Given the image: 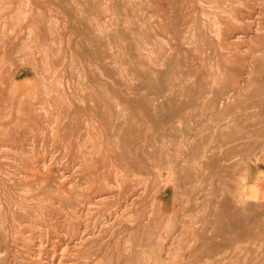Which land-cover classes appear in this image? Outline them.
Here are the masks:
<instances>
[{
  "label": "rangeland",
  "instance_id": "374dc122",
  "mask_svg": "<svg viewBox=\"0 0 264 264\" xmlns=\"http://www.w3.org/2000/svg\"><path fill=\"white\" fill-rule=\"evenodd\" d=\"M263 12L264 0H0L3 114L21 82L46 125L45 108L56 117L61 106L50 92L84 89L111 133L91 128L93 140L127 167L133 197L118 188L96 204L98 259L85 261L88 243L84 261L65 264H264V193H245L246 167L264 159ZM15 157L0 147V164ZM19 253L0 246V264L31 260Z\"/></svg>",
  "mask_w": 264,
  "mask_h": 264
},
{
  "label": "bare ground",
  "instance_id": "6f19581e",
  "mask_svg": "<svg viewBox=\"0 0 264 264\" xmlns=\"http://www.w3.org/2000/svg\"><path fill=\"white\" fill-rule=\"evenodd\" d=\"M199 1H202V0H199ZM254 11H257V10H254ZM243 13L241 12V14ZM245 14H248V13L245 12ZM205 19L203 21H205ZM29 20H30V17L28 21ZM192 28H194V26ZM234 41L236 40L234 39ZM20 70H22V68ZM53 71L57 72L58 71L57 67H56V70L54 69ZM2 76H3V71L1 70L0 71V97L3 95ZM255 77H258V76H255ZM202 79H204V77ZM47 86L51 87L52 84L47 85ZM14 87H15V90L20 88V91L17 93L16 97L10 99L12 103L10 112L3 114V110H1V106H0V147L3 146V147H9V148L15 149V154H16V157H15L16 159L14 158L16 160L15 162L8 163L9 161L7 160L8 161L7 163L0 164V246L4 248L17 249L18 252L20 251V253L18 254V259H21V260L31 259L30 261L28 260L27 264H62L63 261L70 262L72 259H76V260L82 259L83 260L82 257L84 256L82 255L78 256L77 250H79V248L82 246L84 248V245L89 243L88 244L89 248L88 250H86V252L87 253L89 252V254L85 256L86 258L84 257L85 261L87 259H98L99 255L97 251L95 252V249L97 247L95 248L93 245L94 243L97 242L93 238L94 237L93 235L97 232L96 228L99 226L98 221L100 219L99 218L100 209L98 208L96 204L100 203L101 200L107 197L106 195H104L103 198H100L101 192H104L108 194V197H111V196L116 195V194L114 195L111 190L119 188L120 190L118 189L119 191L116 192L118 195L119 194L128 195V199H130V195H131V193L126 192L127 191L126 189L129 188L128 186L131 185L129 184V176L127 172L126 163L124 162L125 163L124 164L121 158L120 159L121 163L118 164L117 166V163L115 162V159H114V154L109 153V152H112V150H108L107 148H105V145H99V143L105 144L106 138L108 137V135L111 134L110 130L105 128L103 123L100 120V119H104V116L102 113H101L102 116H98V114L96 115V113L100 111V108L96 106L95 108L94 107L88 108L89 106H84V104H86L88 101V99L87 101H84V98L87 97L86 95L88 93L87 91H85L84 89L82 90L72 89L68 91L66 87L62 88L60 86V88H58L59 93L50 92L49 93L50 97L48 99V103L52 107H53L52 102L58 103L60 101L61 106L57 109L58 116L56 117L53 116L52 111L44 107L46 111L45 114L48 115L49 118L55 119V121L50 120V122L48 120L49 124L46 125V123L43 124L45 120L42 117V111L38 110V106H37L38 100H36L38 98H34L33 100H31L29 97L32 89H29L27 92V95H24L25 91H23V89L25 88V83L21 82L18 85L15 84ZM6 92H9V90H7ZM59 94H63V96L58 97ZM216 94H218V92ZM177 97L179 98V96ZM103 100H105L104 102H107V99H105L104 96L101 97V101ZM103 104L104 106H107L106 103H103ZM223 108H224V105H223ZM156 109L161 110V107H157L155 108V110ZM223 113H225L224 110H223ZM251 115L249 117H251ZM257 118H258V115H257ZM85 120L87 121L85 122ZM121 123L120 125L124 124V122L122 124ZM91 128L92 130H95V128L98 129L97 134L99 136L103 135V137H106V138L102 139V141H100L99 139L98 141L93 140L92 133L90 132ZM85 136L91 137V139L85 138ZM195 137H198V136H195ZM246 171H247V167H246ZM115 174L116 176L117 174L119 175L118 179L117 178L115 179ZM245 181H246V177H245ZM246 190L249 196H251L250 198L254 197V194H252V191H254L255 188L254 187L249 188V186H247V182H246L245 193H246ZM132 195H131V198L133 197ZM142 197H141V194H138L136 197L134 196L133 199L139 200ZM115 198H118V197L115 196ZM140 201L138 202L140 203ZM115 212H116L115 209H113V211L111 209L110 214L108 215L107 221L113 220L112 216L115 215ZM139 220L141 221V219ZM259 222L260 221L258 220V224ZM114 224L115 223H113V225L109 226V228L107 229H105L104 228L105 226L102 225V227L104 226L103 228L106 231L103 233L102 236H105L107 232L111 231L112 227L115 226ZM129 228H132V227H129ZM118 233H120V231ZM100 238L101 237H99V239ZM121 238H124V237H121ZM111 242L113 243V240ZM97 245L103 246V243H100ZM105 246L106 248H109V244ZM20 249L27 250L28 252H30L31 255L28 254L27 256L24 257L23 253H25L24 252L25 250H23L22 252ZM114 251H117V249L114 248ZM82 252H85V250H83ZM122 253L124 254V252ZM116 254L118 253L116 252ZM8 260H11V259H7V261ZM64 262L63 264H65Z\"/></svg>",
  "mask_w": 264,
  "mask_h": 264
},
{
  "label": "crops",
  "instance_id": "0c3cea01",
  "mask_svg": "<svg viewBox=\"0 0 264 264\" xmlns=\"http://www.w3.org/2000/svg\"><path fill=\"white\" fill-rule=\"evenodd\" d=\"M250 185L255 188L256 196L255 198H248V200L254 201L257 198L259 199L262 193H264V159H259L249 164L247 169V186Z\"/></svg>",
  "mask_w": 264,
  "mask_h": 264
}]
</instances>
